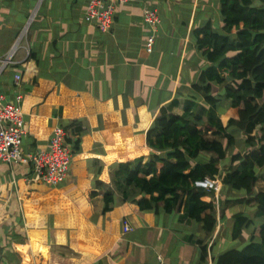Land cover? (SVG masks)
<instances>
[{"label":"crops","instance_id":"0c3cea01","mask_svg":"<svg viewBox=\"0 0 264 264\" xmlns=\"http://www.w3.org/2000/svg\"><path fill=\"white\" fill-rule=\"evenodd\" d=\"M87 1L0 0V68L12 54L11 70L7 66L0 72V99L11 102L22 95L26 136L21 150L47 149L56 127L65 131L71 148L67 177L55 187L35 180L29 163L0 162V264H157V256L171 264H214L225 252L247 245L252 229L263 223L253 196L221 184L213 197L215 226L206 232L176 209L165 212L162 202L140 214L142 194L122 180L117 185L114 174L127 163L165 156L147 140L161 109L187 118L206 138L226 145L216 124L225 128L228 123L224 90L234 79L226 72L221 84L211 83L216 109L196 88L204 86L199 77L210 66L197 48L196 32L209 26L223 34L220 2L115 4L110 30L102 33L84 22ZM145 9L157 12L154 28L144 21ZM29 54L38 59L35 83ZM26 67L16 87L13 76H22ZM75 125L82 131L76 135L77 150L67 140ZM225 132L234 142L217 164L218 176L228 170L233 155L246 151L239 130ZM211 157L203 151L192 166ZM263 168H255L253 195L264 191ZM106 194L112 199L104 211ZM237 214L252 225L235 238ZM124 221L128 233L122 232ZM201 248L206 249L203 260Z\"/></svg>","mask_w":264,"mask_h":264},{"label":"trees","instance_id":"16d2710c","mask_svg":"<svg viewBox=\"0 0 264 264\" xmlns=\"http://www.w3.org/2000/svg\"><path fill=\"white\" fill-rule=\"evenodd\" d=\"M258 1L260 5L254 6L252 0H219L223 34L212 32L209 26L196 32L197 48L210 64L199 77L204 86H195L205 95L206 104L214 109L219 104L211 94V83L221 84L226 72L234 79V84L224 90V99L229 101L230 118L225 128L219 122L216 124L226 145L206 138L187 118L167 115L161 109L154 128L147 133V140L154 149L164 151L165 156L151 157L145 163H127L114 174L117 185L122 180L142 194L137 202L140 214L162 202L165 212L176 209L189 220L201 223L206 232H212L215 226V194L195 188L193 183L219 174L217 164L225 158L226 148L234 142L233 136L225 131L239 130L244 137L246 151L243 155L232 156L230 167L222 174L221 184L223 188L253 196L256 216L263 219V223L252 229L247 245L225 252L214 264H264V191L253 195L258 181L255 168L264 167V0ZM27 64L34 73L31 81L35 83L37 57L29 54ZM27 73L28 67L22 79ZM74 127L67 140L77 150L79 141L76 135L82 131L80 126ZM203 151L212 157L206 163L192 166V161L198 160ZM111 199L109 194L104 196V211H107ZM251 225L248 218L237 214L233 236L238 237L243 228ZM205 254L206 249L201 248L202 260Z\"/></svg>","mask_w":264,"mask_h":264},{"label":"built area","instance_id":"2783aa9c","mask_svg":"<svg viewBox=\"0 0 264 264\" xmlns=\"http://www.w3.org/2000/svg\"><path fill=\"white\" fill-rule=\"evenodd\" d=\"M136 0H88L84 13V22L93 23L100 32L105 33L110 30L115 4H127ZM144 21L151 27L157 26L159 19L154 9L143 11ZM21 38V37H20ZM18 38V40H20ZM153 38L150 36L146 40V52L152 50ZM12 54L2 61L0 72L11 60ZM21 73L13 76L16 87L21 83ZM22 95L17 94L11 102H2L0 99V162L12 166L18 163L31 164V174L35 180L55 187L61 184L67 177L71 148L66 142V133L56 127L52 130L47 149L26 154L21 150L23 138L26 136L25 122L21 111ZM222 176L205 177L193 183L195 188L213 192L215 196L221 188ZM131 231L129 224L124 221L122 232ZM157 264H171L161 256H157Z\"/></svg>","mask_w":264,"mask_h":264},{"label":"rangeland","instance_id":"374dc122","mask_svg":"<svg viewBox=\"0 0 264 264\" xmlns=\"http://www.w3.org/2000/svg\"><path fill=\"white\" fill-rule=\"evenodd\" d=\"M23 37H24V36H23ZM21 39H22V37L20 38V40H21ZM20 40H19V41H20ZM19 41H18V42H19ZM7 66H8V65H7ZM7 66H6V67H7ZM6 67H4V69H5ZM7 69L10 71V70H11V67L8 66V67L6 68V70H7ZM2 71H3V70H2ZM0 75H1V74H0ZM236 148L239 149V146L236 147ZM244 148H246V147H244ZM242 149H243V148H241L240 151H241ZM262 170L264 171V168H263Z\"/></svg>","mask_w":264,"mask_h":264}]
</instances>
